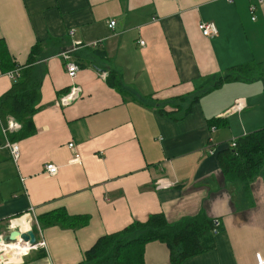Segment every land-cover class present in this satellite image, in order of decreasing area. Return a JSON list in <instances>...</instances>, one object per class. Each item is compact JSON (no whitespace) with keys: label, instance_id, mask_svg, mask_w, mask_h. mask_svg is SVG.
Listing matches in <instances>:
<instances>
[{"label":"crops","instance_id":"crops-1","mask_svg":"<svg viewBox=\"0 0 264 264\" xmlns=\"http://www.w3.org/2000/svg\"><path fill=\"white\" fill-rule=\"evenodd\" d=\"M200 24H214L216 36L202 37ZM93 45L103 59L78 67L69 80L59 55L74 49L76 64ZM35 46L45 71L40 111L35 135L16 143V162L6 143L0 147V239L36 231L34 221L41 228L38 218L56 211L88 224L46 227L45 250L0 251V264H80L100 238L158 214L169 224L200 214L221 224L214 250L183 264L264 258V183L258 178L250 190L230 184L216 159L224 146L264 127L262 86L211 89L235 67L264 64V0H0V49L15 69L26 66ZM108 74L117 89L106 83ZM12 84L0 70V97ZM71 87L80 88V98L60 107ZM199 92L190 114L174 121L178 110L166 103ZM214 120L219 125L209 129ZM46 166L57 174L48 176ZM144 262L170 264L169 251L148 244Z\"/></svg>","mask_w":264,"mask_h":264},{"label":"trees","instance_id":"trees-1","mask_svg":"<svg viewBox=\"0 0 264 264\" xmlns=\"http://www.w3.org/2000/svg\"><path fill=\"white\" fill-rule=\"evenodd\" d=\"M85 49L82 57L76 59L80 69L90 68L93 59H103L98 51ZM41 48L35 46L28 57L27 64L21 69V77L0 97V147L5 141L18 143L35 135L34 116L40 111V88L45 71L37 64ZM40 63V61H38ZM0 70L7 74L15 67L8 60L5 49H0ZM97 71L98 69L95 68ZM114 75L108 74L106 83L117 89ZM259 81L264 95V64L243 65L228 71L224 77L217 79L211 89H218L225 84H249ZM203 92L189 97L175 99L166 103L178 110L174 121H181L190 114V107L200 100ZM188 107L180 109L182 103ZM12 118L20 125L16 133L1 135L6 128L7 119ZM221 123V121H220ZM219 120L210 121L209 129L216 128ZM220 172L226 182L248 189L256 179L264 183V128L235 141V147L224 146L216 155ZM46 227L56 226L62 230H78L88 224L87 217H70L65 211H56L38 218ZM36 234L35 228H33ZM222 232L219 221L208 219L200 214L169 224L162 214L150 216L146 222H134L124 230L100 238L95 245L83 255L80 264H145L144 249L148 244L164 245L170 254V264H183L187 260L212 252L215 248L214 236Z\"/></svg>","mask_w":264,"mask_h":264},{"label":"built area","instance_id":"built-area-1","mask_svg":"<svg viewBox=\"0 0 264 264\" xmlns=\"http://www.w3.org/2000/svg\"><path fill=\"white\" fill-rule=\"evenodd\" d=\"M259 4H262V0H259ZM251 13H253V9L251 10ZM254 20V19H253ZM115 26V23L111 22L108 25L109 29H113V27ZM198 31L199 33L202 35V37L204 38H212L214 36H216L217 34V30L214 24H200L198 26ZM73 32L71 31L69 33V36H73ZM140 46H144L143 43H140ZM89 48H96V45H93ZM74 52V49L71 51H66V52H62L59 57L60 59L63 61L64 63V68L67 74V77L69 80L74 81L76 79L77 73L79 71L78 66L72 61L71 59V54ZM6 77L12 81L13 83L18 81L21 77V69L16 68L15 70L9 72L6 74ZM81 90L78 87H71L70 91L67 93L66 96L62 97L59 99L58 101V105L60 107H67L69 106L71 103L77 101L80 98L81 95ZM240 110V104H238L236 107H234L232 109V112H237ZM20 130V125L18 123H16L12 118H8L7 119V123H6V128H2L1 132L2 135L4 136V138H6V134H12V133H16ZM212 131V130H211ZM213 133V132H212ZM231 148L235 147V141H233L230 144ZM6 148L9 150L10 155L13 159V161H17L19 158V147L18 144L14 143V144H10L8 142H6ZM70 149H72V146H69ZM79 157L77 155L74 156V162L78 163L79 162ZM45 172L48 176H55L58 172V169L55 166H46L45 167ZM159 187H161V184L159 185ZM164 188H167V185L163 186ZM31 214H28L26 216H23L21 218H28V216H30ZM20 218V219H21ZM29 221L31 222V220L29 219ZM35 227L37 228L36 233H38L39 235V240L36 239V246L35 247H30V251H37V250H45V244L42 241L41 238V231L36 223V221H34ZM29 251V252H30ZM255 263L256 264H264V258L261 255H255Z\"/></svg>","mask_w":264,"mask_h":264},{"label":"water","instance_id":"water-1","mask_svg":"<svg viewBox=\"0 0 264 264\" xmlns=\"http://www.w3.org/2000/svg\"><path fill=\"white\" fill-rule=\"evenodd\" d=\"M17 241H21L24 244H28L30 247L36 246V238L34 233L31 231L22 235H20L17 231H13L8 233L7 236L2 237V239H0V243L3 244H13L16 243Z\"/></svg>","mask_w":264,"mask_h":264},{"label":"bare ground","instance_id":"bare-ground-1","mask_svg":"<svg viewBox=\"0 0 264 264\" xmlns=\"http://www.w3.org/2000/svg\"><path fill=\"white\" fill-rule=\"evenodd\" d=\"M28 224H29V221H23L25 232L28 231V228H29ZM20 233H23V232L20 231ZM17 242L13 244L0 243V251L12 250V251H15V253L19 256H23L29 253L30 246L28 244H23L21 241H19L18 243Z\"/></svg>","mask_w":264,"mask_h":264},{"label":"rangeland","instance_id":"rangeland-1","mask_svg":"<svg viewBox=\"0 0 264 264\" xmlns=\"http://www.w3.org/2000/svg\"><path fill=\"white\" fill-rule=\"evenodd\" d=\"M264 126V125H263ZM262 128H264V127H262ZM252 185V183L249 185V187ZM249 187H248V189H246V190H250L249 189ZM41 225V224H40ZM42 228V229H41ZM41 228L39 227V229H40V231H41V238H43V236H42V232L43 231H45V229H47L46 228V226H44V225H41ZM36 239H38L39 240V235H38V233H37V238ZM43 240V239H42ZM24 244V243H23ZM10 251H12V250H10ZM13 252H15V251H13ZM1 256V255H0Z\"/></svg>","mask_w":264,"mask_h":264}]
</instances>
